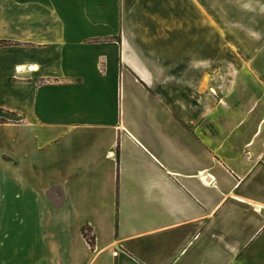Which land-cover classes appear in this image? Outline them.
I'll return each instance as SVG.
<instances>
[{
    "label": "crops",
    "instance_id": "1",
    "mask_svg": "<svg viewBox=\"0 0 264 264\" xmlns=\"http://www.w3.org/2000/svg\"><path fill=\"white\" fill-rule=\"evenodd\" d=\"M3 41L0 264H264V0H0Z\"/></svg>",
    "mask_w": 264,
    "mask_h": 264
},
{
    "label": "rangeland",
    "instance_id": "2",
    "mask_svg": "<svg viewBox=\"0 0 264 264\" xmlns=\"http://www.w3.org/2000/svg\"><path fill=\"white\" fill-rule=\"evenodd\" d=\"M7 44H9V42H5V41L0 42V45H7ZM206 58H207L206 51L205 50H199L197 53L196 59L198 61H200V60H205ZM9 206H10V204L8 203V207ZM9 210L6 211V214H5L6 220L3 219L4 221L8 220V216H9V212H10ZM1 217H2V215L0 216V221H1Z\"/></svg>",
    "mask_w": 264,
    "mask_h": 264
},
{
    "label": "trees",
    "instance_id": "3",
    "mask_svg": "<svg viewBox=\"0 0 264 264\" xmlns=\"http://www.w3.org/2000/svg\"><path fill=\"white\" fill-rule=\"evenodd\" d=\"M87 230L88 229L85 228V229L82 230V232H83L84 236L86 237V240H87L88 244L92 247L93 239L90 236H88V231Z\"/></svg>",
    "mask_w": 264,
    "mask_h": 264
}]
</instances>
